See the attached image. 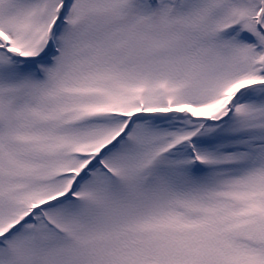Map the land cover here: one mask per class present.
I'll return each mask as SVG.
<instances>
[{
  "label": "snow or ice",
  "instance_id": "snow-or-ice-1",
  "mask_svg": "<svg viewBox=\"0 0 264 264\" xmlns=\"http://www.w3.org/2000/svg\"><path fill=\"white\" fill-rule=\"evenodd\" d=\"M0 264H264V0H0Z\"/></svg>",
  "mask_w": 264,
  "mask_h": 264
}]
</instances>
